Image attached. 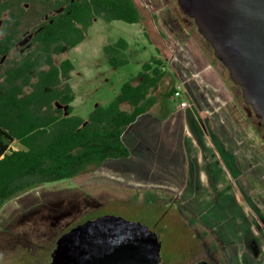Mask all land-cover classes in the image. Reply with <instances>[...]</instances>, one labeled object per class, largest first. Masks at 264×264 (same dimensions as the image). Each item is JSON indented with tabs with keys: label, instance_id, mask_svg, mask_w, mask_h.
Here are the masks:
<instances>
[{
	"label": "rangeland",
	"instance_id": "rangeland-1",
	"mask_svg": "<svg viewBox=\"0 0 264 264\" xmlns=\"http://www.w3.org/2000/svg\"><path fill=\"white\" fill-rule=\"evenodd\" d=\"M28 1L20 16L19 38L3 61L19 59L27 52L34 28L47 14L58 10L50 4ZM137 2L142 14L140 22L95 17L81 43L55 56L56 62L70 58L74 64L70 79L76 93L72 102L74 114L86 118L94 107L108 104L121 85L153 55L164 60L167 76L155 92L159 99L150 112L158 116L162 105L169 112L178 111L184 89L177 97L171 93L175 83H168L177 80V64L172 59L180 48L175 39L189 49L197 65L204 64L205 55L212 69L222 76L225 83L217 88L227 101L234 93L233 101L226 102L231 103L237 130H245L238 133L231 128L223 116H230L225 105L217 108L215 119L226 126L221 127L229 137L222 140L221 150L207 133L214 131L211 122L205 131L200 120V125L193 123L198 139L178 122L174 129L167 123H133L124 133L131 148L128 158L108 160L101 167L72 178L44 182L3 204L0 264H49L52 249L64 232L86 220L105 216L140 222L155 232L160 239L163 264H187L193 258L192 252L189 256L186 253L187 258L181 255L189 249L194 232L201 233L219 259L223 251L217 248L213 234L221 241H231H225L224 248L230 264H264V219L260 217L264 214V159L260 157L264 153V128L243 102L240 88L215 57L193 19L182 12L176 0ZM120 37L128 42V61L114 67L103 46ZM3 61L0 72L7 65ZM248 137L253 138L254 145ZM229 141L233 143L230 145ZM11 146L20 147L16 142ZM196 242L194 256L210 253Z\"/></svg>",
	"mask_w": 264,
	"mask_h": 264
},
{
	"label": "trees",
	"instance_id": "trees-1",
	"mask_svg": "<svg viewBox=\"0 0 264 264\" xmlns=\"http://www.w3.org/2000/svg\"><path fill=\"white\" fill-rule=\"evenodd\" d=\"M34 1L58 10L34 28L27 52L3 61L16 45L23 4L29 1L0 0V65L7 64L0 72V208L44 182L72 178L108 160L128 158L131 148L124 133L158 102L155 92L167 76L164 60L153 55L108 104L94 107L86 118L74 114L76 93L70 81L74 64L70 58L56 62L55 56L81 43L95 17L140 22L139 4L137 0ZM127 47L121 37L103 46L111 66L127 63ZM248 140L254 145L252 138ZM13 142L20 147L12 148ZM260 157L264 159V153Z\"/></svg>",
	"mask_w": 264,
	"mask_h": 264
},
{
	"label": "water",
	"instance_id": "water-1",
	"mask_svg": "<svg viewBox=\"0 0 264 264\" xmlns=\"http://www.w3.org/2000/svg\"><path fill=\"white\" fill-rule=\"evenodd\" d=\"M264 127V0H176ZM159 236L117 216L86 220L56 241L49 264H159Z\"/></svg>",
	"mask_w": 264,
	"mask_h": 264
},
{
	"label": "crops",
	"instance_id": "crops-1",
	"mask_svg": "<svg viewBox=\"0 0 264 264\" xmlns=\"http://www.w3.org/2000/svg\"><path fill=\"white\" fill-rule=\"evenodd\" d=\"M168 38L172 39L169 35ZM173 41L180 48L172 59V62L177 64V71L174 73L177 80H173L172 82L168 80V83L173 84L177 81L183 83L184 90L183 98L181 100H187L189 105L184 108L180 107L176 112H169L165 108L166 106L162 105L158 116L152 115V112H150L152 110L151 109L148 113L140 115L134 123L135 125L138 123L142 125L155 123L158 126H162L167 123L170 128L174 129L175 123L178 122L182 129L183 127H186L185 129H187V132H192L196 139H198L197 133L194 132L195 125L193 126V123L200 125L201 122V124H203V130L205 131L209 128L207 124L211 122L213 124L214 131L210 132V130H207V133L211 138H213V140H215L214 144L221 150L222 140L225 141V138L229 139V137L227 136V132L223 131L226 126L221 125L222 121H219L221 122L219 124L215 120L217 117V108H223L222 105H225V108L229 110L230 114L232 106L228 105L229 103L227 102L233 101L232 97L234 96V93L231 98L229 97V101H227L222 95V91L217 88L221 85V82H224V80L221 78L222 76H219L215 70L212 69L210 61L207 57L204 55L205 62L203 65L199 66L197 65L198 63L196 62L193 54L188 48H186V46H181V44L175 39H173ZM228 90L230 91L231 89ZM223 116H226L225 120L229 121L231 128L235 132H238L239 130L237 131L236 121L234 122V118L229 116L227 113H224ZM203 141H205L204 138ZM209 142L211 146H214L210 140ZM233 142L235 143L236 141L233 140ZM233 142L229 141L228 143L231 145Z\"/></svg>",
	"mask_w": 264,
	"mask_h": 264
},
{
	"label": "flooded vegetation",
	"instance_id": "flooded-vegetation-1",
	"mask_svg": "<svg viewBox=\"0 0 264 264\" xmlns=\"http://www.w3.org/2000/svg\"><path fill=\"white\" fill-rule=\"evenodd\" d=\"M259 125H261V124L259 123ZM248 138L250 139L252 137H248ZM197 184H200V183L198 182ZM230 203H232V202L230 201L229 204ZM260 217L264 219V214L263 215H260ZM259 226H261V222H259ZM209 231L212 233L211 230H209ZM263 231H264V227H263ZM192 235H193V238L190 241V243L188 244L189 249H187L186 252L184 251L185 254L183 253L181 255L182 256L181 258H187V256L190 255V252H192L193 258L192 259H188L187 262L188 261L189 262L187 264H230V259H228V256L226 255V252H225L224 248L226 247L225 241H227V243L228 242H231V241H228V239L227 240L225 239L224 241H221L218 238V236H216V235L213 234V237H214V240L216 242L217 248L219 247V249H221L223 251V257L221 259H219L214 254V251H215V250H213L214 248H211L210 246H208V244L205 243V241H203V237L201 236V233H199V232L198 233H195L194 232V233H192ZM201 237H202V239H201ZM193 240H194V242H193ZM196 240H197V242H196ZM195 242H196V244L198 243L199 246L203 245L204 247H207L209 249L210 253L205 254L204 256H200V255L194 256L195 250L193 249V246H194V243ZM190 249H191V251H189ZM186 253H187V256H186ZM159 259H160V256H159ZM177 262L179 263L180 261L178 260ZM159 264H163V262H162L161 259H160V263Z\"/></svg>",
	"mask_w": 264,
	"mask_h": 264
},
{
	"label": "built area",
	"instance_id": "built-area-1",
	"mask_svg": "<svg viewBox=\"0 0 264 264\" xmlns=\"http://www.w3.org/2000/svg\"><path fill=\"white\" fill-rule=\"evenodd\" d=\"M182 87H183V83L179 82V83H175V89L173 91V94L177 97L182 95ZM180 107H185L187 105V100H181L179 103Z\"/></svg>",
	"mask_w": 264,
	"mask_h": 264
}]
</instances>
